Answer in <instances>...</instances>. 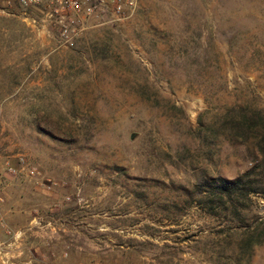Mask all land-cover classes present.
I'll return each mask as SVG.
<instances>
[{
    "label": "rangeland",
    "instance_id": "1",
    "mask_svg": "<svg viewBox=\"0 0 264 264\" xmlns=\"http://www.w3.org/2000/svg\"><path fill=\"white\" fill-rule=\"evenodd\" d=\"M13 13L0 11V264H264V242L240 248L264 194L240 219L198 204L204 177L252 158L197 137L200 117L264 110V0H139L73 47L44 11Z\"/></svg>",
    "mask_w": 264,
    "mask_h": 264
},
{
    "label": "trees",
    "instance_id": "2",
    "mask_svg": "<svg viewBox=\"0 0 264 264\" xmlns=\"http://www.w3.org/2000/svg\"><path fill=\"white\" fill-rule=\"evenodd\" d=\"M197 133L201 142H215L222 137L232 146L244 147L252 158L251 167L234 179L204 177L198 193L206 196L198 200L207 212L217 215L220 208L240 219L241 210L250 195L264 194V110L245 106H229L222 113L214 115L209 123L199 118ZM202 136V137H200ZM248 229V228H247ZM245 238L240 248L245 252L264 242V224L257 223L252 230L243 232Z\"/></svg>",
    "mask_w": 264,
    "mask_h": 264
},
{
    "label": "built area",
    "instance_id": "3",
    "mask_svg": "<svg viewBox=\"0 0 264 264\" xmlns=\"http://www.w3.org/2000/svg\"><path fill=\"white\" fill-rule=\"evenodd\" d=\"M139 0H0L4 14L27 16L32 10L44 11L59 24L65 46L73 47L75 41L89 27L107 19L113 22L131 15Z\"/></svg>",
    "mask_w": 264,
    "mask_h": 264
}]
</instances>
